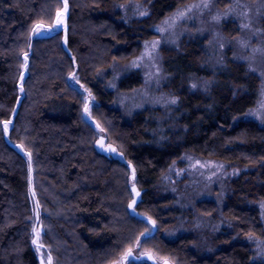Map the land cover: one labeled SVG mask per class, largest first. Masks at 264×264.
Wrapping results in <instances>:
<instances>
[{
	"label": "trees",
	"instance_id": "16d2710c",
	"mask_svg": "<svg viewBox=\"0 0 264 264\" xmlns=\"http://www.w3.org/2000/svg\"><path fill=\"white\" fill-rule=\"evenodd\" d=\"M189 1L68 0L63 34L47 27L63 0H0V122L12 121L7 133L0 123V264H40L31 243L28 168L18 146L31 153L42 241L52 264H112L130 246L172 264H262L234 240L262 235L256 205L264 200V126L242 119L257 102V78L228 58L211 70L203 61L205 42L184 39L178 49H164L162 58L164 89L176 106L146 108L128 119L111 107V67L138 55L153 27ZM130 2L148 7V14L123 23L115 6ZM37 23L46 34L32 33ZM261 28L264 36V21ZM25 52L27 68L21 67ZM74 72L95 98L93 116L126 163L96 151L95 133L81 118V97L69 83ZM102 72L106 76L99 78ZM203 80V90L192 86ZM140 85V73L128 72L116 91ZM184 154L249 169L230 182L220 211L234 232L219 231L212 240L218 248L209 256L194 248V235L164 236L180 218L192 219L160 195L163 174ZM129 163L141 193L135 211L156 221L148 239L141 233L149 226L128 212ZM216 210L209 201L194 205L202 217L214 219Z\"/></svg>",
	"mask_w": 264,
	"mask_h": 264
},
{
	"label": "rangeland",
	"instance_id": "374dc122",
	"mask_svg": "<svg viewBox=\"0 0 264 264\" xmlns=\"http://www.w3.org/2000/svg\"><path fill=\"white\" fill-rule=\"evenodd\" d=\"M202 2L203 0H190L171 12L153 27V37L142 43L138 55L126 64H115L111 67L109 72L110 81L107 85V89L114 92V103L111 107L119 111L125 119L130 118L134 113L146 108L169 111L168 109L176 106L177 102L175 104L170 103V100L175 97L169 95L164 89L167 75L164 74L162 68L163 50L178 49L180 43L184 39L191 40L198 38L205 42L203 61L211 70L222 67L228 58L236 63L242 64L251 75L257 78L259 83L257 102L242 119L252 120L264 126V121L252 114L259 109L260 101L264 100V96H261V89L264 88V76L261 75V72H264V58L257 54L252 61V67L256 69L255 72L249 70V60L245 59L251 56V49L253 47H264V36L261 28L262 21H264V7H262V5H264V0H208L210 5L208 8L193 7L194 5H201ZM237 3L246 7H237ZM115 8L120 13L121 22L127 23L132 19H141L145 17L146 15L141 16L139 13L141 11H147L148 7L144 6L142 3L130 2L128 4L117 5ZM230 8L233 9L232 12H229ZM187 9L191 10L186 11ZM258 9L259 14L257 12ZM178 11H185V15L176 18L175 23L171 26L163 25V21L175 17ZM242 12H248L252 20L251 30L241 28L242 24L248 22L247 19L240 15ZM66 15L64 18L65 21ZM217 15H219L220 18L214 20L213 17ZM54 24L55 19L53 25ZM157 26L166 27L167 30L161 33L157 31ZM51 29L53 32L65 33V25L53 27ZM46 33L47 30H41L39 34L34 35L40 36ZM239 39L249 40V47L241 48L236 42ZM153 41H159L157 48L153 52V58L149 59L145 57L142 61H139L137 67H133L132 62L137 60L145 51V43H151ZM221 42L224 44L223 48L220 47ZM158 70L159 75H157ZM133 71H138L140 73L141 85L130 92H117L116 86L118 80H120L124 74ZM75 76V80L70 77L69 83L81 97V118L95 133V143L100 137H103L105 139V145H111L116 149L114 154H109L107 157L126 163L119 148L107 137L106 131L101 133L96 127L97 123H99L101 127H103V125L93 116V110L97 107L95 98L89 101L91 106V118L84 115L83 102L84 98L88 96V93L85 92L86 87L83 84L80 82L77 83L78 77L76 73ZM105 76L106 72H102L99 78H104ZM207 84L208 82L203 80L200 83H193L192 86L196 85L194 88H201L203 90L207 87ZM81 85H83V87H81ZM15 149L26 161L28 178H31V184L29 183L28 189L31 207V243L34 238L32 227L35 224L40 230L38 242L44 246L42 241L44 228L40 219V207L37 208L36 196L32 195L34 190L32 185V171L29 173V157L20 147H15ZM248 170L249 169L234 168L223 162L201 159L190 154H184L179 162L171 165L163 174L159 185L161 191L160 195L170 196L174 201V207L183 211H190L192 219L191 216L187 215L188 221L186 218L177 220L173 227L164 232L165 238L172 241L183 235H194L196 237L194 248L200 251L201 254H203L202 256H209L218 248V246L212 243V240L219 231L234 232L232 223L225 220L220 211L225 198L229 195L230 182ZM201 201H209L215 204L217 208L216 218L211 219L202 217L194 211V205ZM262 203H264V200L259 201L256 205L262 224V235L256 238L235 236L234 240H238V242L246 244L249 247L253 261L264 264V209L261 208ZM36 212L39 213L38 218ZM32 246L40 264L41 254H43V259L45 264H47L48 249L42 247L41 252L38 253L33 243ZM133 252L139 254L149 251L133 250ZM131 263L134 262L129 261L126 264Z\"/></svg>",
	"mask_w": 264,
	"mask_h": 264
},
{
	"label": "snow or ice",
	"instance_id": "6c2138e0",
	"mask_svg": "<svg viewBox=\"0 0 264 264\" xmlns=\"http://www.w3.org/2000/svg\"><path fill=\"white\" fill-rule=\"evenodd\" d=\"M210 5L208 3V0H203L202 4L201 5H194L193 7H203V8H208ZM237 7H246V6H243V5H239L237 3L236 5ZM262 7H264V5H262ZM191 9H187L186 11H190ZM68 11V0H63V9L62 10H58L57 13H56V18H55V24H49L47 27L48 29L50 30L51 28L53 27H57V26H61V25H65V15ZM233 9L230 8L229 9V12H232ZM258 14H259V9L257 10ZM147 11H141L139 13V15L141 16H145L147 15ZM185 15V11H178L176 13V16L175 17H172V18H169V19H166L165 21H163V25H166V26H171L172 24L175 23V19L176 18H179V17H183ZM241 16H243L245 19L248 20L247 23H244L241 25V28L242 29H249L251 30V26H252V20L251 18L249 17V14L248 12H242L240 13ZM220 17L219 15L213 17L214 20H218ZM45 28V25L43 23H37L33 26L32 28V33L33 34H39V32L41 30H43ZM167 29L166 27H163V26H157V31L163 33L165 32ZM241 48H248L249 45H250V41L249 40H244V39H239L236 41ZM65 43H67V39H65ZM211 43V42H210ZM159 44V41H153L151 43H148L146 42L145 43V51L141 54V56L137 59V60H134L132 62V66L133 67H137L139 65V61H142L145 57H148L149 59H152L153 58V52L155 51V49L157 48ZM220 47L223 48L224 47V44L221 42L220 43ZM259 54L262 58H264V47H253L251 49V56L250 57H246L245 59H248L249 60V70L252 71V72H255L256 69L252 67V61L255 59L256 55ZM24 64L21 65V67L23 68H27V60H28V53L25 52L24 54ZM73 62H75L74 58H73ZM157 75H159V70L157 71ZM261 75L264 76V72H261ZM71 78L72 79H76V76H75V73H71L70 74ZM21 81H23V73H21ZM77 83H79V81L77 80ZM81 87H83V85H81ZM193 87H196V85H193ZM20 91L23 92L24 89H23V86L21 84V87H20ZM85 92L88 93V96L84 98V102H83V113L85 116L91 118V106H90V99H94V97H92V94L91 92L85 88ZM261 96H264V88L261 89ZM177 101L175 98H172L170 100V103L172 104H175ZM13 111H15L13 109ZM253 115H256L259 119H261L262 121H264V100L260 101V107L259 109L256 110V112H253L252 113ZM3 125V130L5 133L8 132L9 130V126L11 125L12 121L10 119H6L2 122ZM95 123V122H94ZM96 127L99 129V131L101 133H103L105 131V129L103 127H101V125L99 123L96 124ZM97 143L99 144V146L108 151V152H111V153H114L116 152V149L113 148L111 145L107 146V148H105V145H104V142L103 140H99L97 141ZM18 147H21L22 146H18ZM29 157V173H31L32 169H31V153H26ZM122 155V153H121ZM129 168L132 169V172H131V192H130V195H131V200L130 202L128 203L127 205V208L128 209H131L134 213H135V207L137 205V197H139L141 195V193L137 190L136 188V183H135V180H136V172H135V168L132 167V165L129 163L128 165ZM29 183L31 184V178H29ZM33 196H35V193L33 192L32 193ZM37 208L39 207V202L37 201ZM261 208L264 209V203L261 204ZM35 211V209H34ZM137 215H140V214H137ZM36 216L37 218L39 217V213L36 212ZM147 219V222L149 224H151L153 226V228L155 227V224H156V221L155 220H152L151 217H146ZM32 232L34 234V238L32 240V243L33 245L36 246V251L38 253L41 252V248L44 247L42 244H40L38 242L39 240V237H40V230L36 227V225L34 224L33 227H32ZM152 234V229H148L146 228L145 231L143 233H141V236H145V237H150ZM250 238H251V234H249ZM141 244V240L139 238L136 239L135 241V245L138 247L139 245ZM133 254V248L130 246L128 248H126L125 250L122 251V253L119 255V257L117 259H114L112 261V264H125V261H128L129 257H131ZM143 255L147 256L148 259H152V254L149 253V252H145L143 253ZM52 261H53V257L52 255L49 253L47 255V264H52ZM41 264H45V261L43 259V254H41ZM162 264H171V262L167 259H164Z\"/></svg>",
	"mask_w": 264,
	"mask_h": 264
},
{
	"label": "water",
	"instance_id": "95a60500",
	"mask_svg": "<svg viewBox=\"0 0 264 264\" xmlns=\"http://www.w3.org/2000/svg\"><path fill=\"white\" fill-rule=\"evenodd\" d=\"M50 32H51V31H50ZM101 139L103 140L104 145H105V139H104L103 137H100L97 141H99V140H101ZM97 141H96V143H95V149H96V151H97L99 154L104 155V156H107V155H109V154H114V153H115V152H114V153H111V152H108V151L102 149V148L99 146V144L97 143ZM107 146H109V145H105V148H107ZM113 148H114V147H113ZM128 169H129V171H130L129 182H130V184H131L132 181H131L130 177H131L132 169L129 168V167H128ZM137 190H138V189H137ZM130 191H131V186H130ZM136 199H137V203H138L139 200H140V196L137 197ZM128 212H129V215H130L131 217H134V218H136V219H139V220L145 222V223L150 227V229H152V234H151V236H150V237H145V236H144L145 239H148V238H151L152 236H154V234H155V232H156V226L153 228V226L147 222V219H146L145 217H143V216H139V215H137L136 211H135V213H134L131 209H128ZM144 253H145V252H144ZM152 257H153L152 259H148L147 256L143 255V253L135 254V252H133L132 256L129 257L128 261H125V264H126L127 262H129V261H132V262H134V263H138V264H140V263H145V264H162L163 261H158L153 255H152ZM171 264H172V263H171Z\"/></svg>",
	"mask_w": 264,
	"mask_h": 264
}]
</instances>
